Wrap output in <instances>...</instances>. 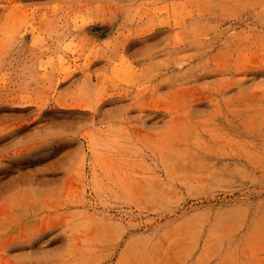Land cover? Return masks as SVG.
Wrapping results in <instances>:
<instances>
[{
  "label": "rangeland",
  "instance_id": "obj_1",
  "mask_svg": "<svg viewBox=\"0 0 264 264\" xmlns=\"http://www.w3.org/2000/svg\"><path fill=\"white\" fill-rule=\"evenodd\" d=\"M0 264H264V0H0Z\"/></svg>",
  "mask_w": 264,
  "mask_h": 264
},
{
  "label": "bare ground",
  "instance_id": "obj_2",
  "mask_svg": "<svg viewBox=\"0 0 264 264\" xmlns=\"http://www.w3.org/2000/svg\"><path fill=\"white\" fill-rule=\"evenodd\" d=\"M77 148L73 151V152H71L72 154L67 158V159H65V162L64 163H66V162H68L69 160H72L73 158H75L76 157V155H77ZM70 153V152H69ZM62 163V162H61Z\"/></svg>",
  "mask_w": 264,
  "mask_h": 264
}]
</instances>
